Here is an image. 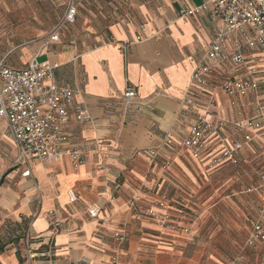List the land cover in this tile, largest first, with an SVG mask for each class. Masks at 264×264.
Segmentation results:
<instances>
[{
	"label": "crops",
	"instance_id": "obj_1",
	"mask_svg": "<svg viewBox=\"0 0 264 264\" xmlns=\"http://www.w3.org/2000/svg\"><path fill=\"white\" fill-rule=\"evenodd\" d=\"M202 2L160 0L155 10L141 5L137 22L113 23L104 37L71 36L68 27L73 24L66 25L57 42L48 37L24 48L19 55L22 66H9L5 57L0 58L12 69L26 68L34 56L39 62L54 65L56 85L76 92L74 104L91 120L77 122L71 118L65 127L69 145L83 154V162L74 172L67 157L48 163L33 159L27 166L13 169L16 151L6 122L0 119V239L9 236L12 227L23 232L18 251L11 242L0 244L4 246L0 264H72L83 259L86 264H110L115 253L118 264H200L198 246L192 247L182 231L189 226L197 237L200 227L193 215L191 193L186 192L193 191L190 183L196 185L197 180L222 173L230 176L231 172L246 174L250 185L243 193H257L259 201L246 219L242 248L222 264H257L264 257V244L244 249L250 232L248 221L257 214L264 199V187L255 175L264 173V126L248 144L238 165L213 169L205 165L221 144L230 145L240 136L232 122L255 117L258 108L264 109V93L236 97L237 107L220 89L200 93V104L205 105L209 97L215 100L211 109L215 121L225 120L229 125L220 127L219 135L210 144V156L200 161L193 160L177 143L187 133L192 118L190 112L183 111L181 101L190 76L221 28L209 8L192 17H178L181 9H193ZM137 37L140 40L136 41ZM124 43H128L125 49ZM224 46L230 48L228 43ZM243 53L246 66L220 63L210 76L212 82L244 76L247 68H256L264 76V55L248 50ZM126 86L137 92L128 106L122 103ZM170 139L176 144L164 146ZM147 149H160L159 163L167 161L169 169L163 171L160 164L150 168L142 155ZM26 170L30 174L23 177ZM172 192L178 200L172 198L167 208L174 221L173 229L133 219L128 208L133 195L137 196V209L144 211L155 209L160 195ZM69 194L77 198L73 204ZM91 208L100 211L96 219L88 214ZM50 211L61 222L62 229L57 234H52L44 219ZM117 231L126 237L120 249L113 240ZM25 234L32 239L30 250L23 243Z\"/></svg>",
	"mask_w": 264,
	"mask_h": 264
},
{
	"label": "built area",
	"instance_id": "obj_2",
	"mask_svg": "<svg viewBox=\"0 0 264 264\" xmlns=\"http://www.w3.org/2000/svg\"><path fill=\"white\" fill-rule=\"evenodd\" d=\"M82 0H68L64 15L57 22L49 35V40L57 42L60 31L66 25L73 24L78 14V6ZM210 9L221 23L208 45L204 55L196 64L192 72L188 87L182 98L183 111L190 112L187 133L177 143L187 151L195 161L210 156L211 142L219 135L220 127L229 125L228 121L217 123L211 109L215 107V100L210 97L207 103L200 104L197 97L200 93L211 94L220 89L237 107L236 97L247 98L248 95H261L264 93V76H260L256 68H247L244 76L225 78L219 83L212 82L211 74L216 65L231 62L234 66H246L247 59L243 51L248 50L264 55V0H204L193 9L183 8L178 12V17H192L203 10ZM144 32L145 28L141 27ZM140 37L136 38V41ZM110 42L114 43L113 40ZM225 43L230 48L224 46ZM128 43H124L125 49ZM54 65L49 62H39L37 57L31 58L24 69H12L0 61V119L6 122L7 133L10 136L16 156L11 164L13 169L27 166L28 162L35 159L42 163L59 162L67 157L74 172H77L83 162V154L69 145V135L65 131L71 118L77 122H90L88 114L74 104L76 92L67 87L57 86L54 82ZM137 97L136 89L126 86L122 103L130 105ZM257 115L247 120L232 122V127L239 131L240 136L230 145L221 144L220 150L207 161L206 168L213 169L220 165L236 166L241 162L242 154L248 149V144L257 138L264 126V109L258 108ZM264 142V137H263ZM176 144L173 139L166 140L164 146L171 147ZM160 149H147L142 151L149 167L161 165L163 171L168 170L170 163L160 159ZM29 170L22 173L28 177ZM259 177L261 186L264 187V173L255 172ZM69 202H76L77 198L69 194ZM168 195H160L155 203V209L140 211L137 209V196L133 195L128 202L133 219L144 220L161 229H173L174 221L168 211L171 203ZM257 214L249 219L250 232L244 243V249H254L257 244H264V199L259 206ZM99 210H88L90 218L96 219ZM193 218V217H192ZM191 218V219H192ZM47 227L52 234L61 231V222L55 212L50 211L44 216ZM194 219V218H193ZM193 241L191 227L182 228ZM113 240L118 249L126 243L125 234L117 231ZM23 243L27 250L32 246V239L24 235ZM29 256L33 257L30 253ZM119 256L115 253L110 264H118ZM87 260L72 264H86ZM229 264H237L231 261ZM257 264H264L262 257Z\"/></svg>",
	"mask_w": 264,
	"mask_h": 264
},
{
	"label": "rangeland",
	"instance_id": "obj_3",
	"mask_svg": "<svg viewBox=\"0 0 264 264\" xmlns=\"http://www.w3.org/2000/svg\"><path fill=\"white\" fill-rule=\"evenodd\" d=\"M160 0H82L72 27L71 36H106L109 25L122 22H137L139 7L144 5L155 10ZM68 0H0V58L5 57L9 66H22L19 55L32 42L49 37L53 26L64 15ZM20 63V65H17ZM191 185V206L199 224L197 237L189 240L192 247L200 250V264H222L235 257L242 248L247 234L246 219L254 212L258 194L246 195V174H218L204 178ZM183 185L182 182H178ZM185 186V185H183ZM174 193V192H172ZM171 193V194H172ZM182 197V192H177ZM175 194L169 195L170 200ZM174 195V196H173ZM176 195V196H177ZM178 201L177 198H174ZM173 199V200H174ZM179 200L180 197H179ZM190 205V204H189ZM190 207V206H189ZM10 235L1 237L0 244L11 242L17 251L23 232L12 227ZM19 259L21 253L18 252Z\"/></svg>",
	"mask_w": 264,
	"mask_h": 264
},
{
	"label": "trees",
	"instance_id": "obj_4",
	"mask_svg": "<svg viewBox=\"0 0 264 264\" xmlns=\"http://www.w3.org/2000/svg\"><path fill=\"white\" fill-rule=\"evenodd\" d=\"M4 251V246L0 245V254Z\"/></svg>",
	"mask_w": 264,
	"mask_h": 264
}]
</instances>
